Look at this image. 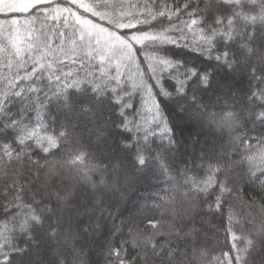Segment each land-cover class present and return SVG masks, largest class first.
<instances>
[{"label": "trees", "instance_id": "obj_1", "mask_svg": "<svg viewBox=\"0 0 264 264\" xmlns=\"http://www.w3.org/2000/svg\"><path fill=\"white\" fill-rule=\"evenodd\" d=\"M0 264H264V0L0 12Z\"/></svg>", "mask_w": 264, "mask_h": 264}, {"label": "rangeland", "instance_id": "obj_2", "mask_svg": "<svg viewBox=\"0 0 264 264\" xmlns=\"http://www.w3.org/2000/svg\"><path fill=\"white\" fill-rule=\"evenodd\" d=\"M54 0H0V12H10V11H16V12H28L29 10H31L33 7L40 5V4H44V3H49L52 2ZM85 29L92 35H97L101 38L102 43L106 46L112 44L116 45L117 41L116 38L113 34H111L108 30L102 28V27H98V26H94L91 23H85ZM124 42L125 41H118L119 45L122 46V48L124 47ZM129 51H131L130 47H129ZM187 119V118H186ZM190 121V119H187ZM191 123L194 125L195 129L194 132L201 134L203 139L207 138V134H211L208 133L209 129L207 127L202 126V128L200 126L195 124V121H191ZM211 127V126H210ZM207 128V129H206ZM212 129H215V127H211ZM221 130H225V128H220ZM214 133V132H212ZM97 139V138H96ZM105 139V138H103ZM188 140V138H187ZM219 141V140H218ZM103 142H105V140H103ZM106 144L108 145L109 142L106 141ZM181 145L184 147H191V144H188V141H181ZM86 193H89L88 191L85 190ZM92 195H94L93 193H90L89 196L87 198H91ZM88 201V200H87ZM93 202V201H92ZM90 199L88 201V204L83 205V208H85L82 211V216H86V213L90 214L91 213V209H89V205H90ZM82 210V209H81Z\"/></svg>", "mask_w": 264, "mask_h": 264}]
</instances>
